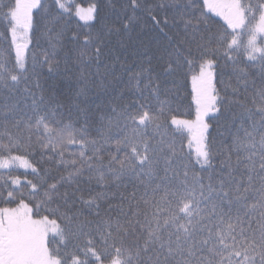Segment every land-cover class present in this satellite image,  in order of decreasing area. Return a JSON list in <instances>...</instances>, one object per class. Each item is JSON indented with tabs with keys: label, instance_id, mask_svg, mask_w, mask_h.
Listing matches in <instances>:
<instances>
[{
	"label": "snow or ice",
	"instance_id": "6c2138e0",
	"mask_svg": "<svg viewBox=\"0 0 264 264\" xmlns=\"http://www.w3.org/2000/svg\"><path fill=\"white\" fill-rule=\"evenodd\" d=\"M73 5L0 0V264H264V0Z\"/></svg>",
	"mask_w": 264,
	"mask_h": 264
},
{
	"label": "trees",
	"instance_id": "16d2710c",
	"mask_svg": "<svg viewBox=\"0 0 264 264\" xmlns=\"http://www.w3.org/2000/svg\"><path fill=\"white\" fill-rule=\"evenodd\" d=\"M93 2H95V0H74L73 11H75V4L80 5V7L83 9H87L88 6ZM47 3L49 4V6H51L52 0H47ZM210 15L214 23H218L219 25H222L224 23L222 18L216 17L215 14H210ZM77 20H78L77 17L73 18L74 26ZM79 23L83 24L84 22L79 21ZM84 30L86 31L87 29H84ZM4 31H5V26L4 24L0 23V49L7 48L10 42V37H5L3 35ZM41 31H43V25H41ZM32 40H33L32 44L29 45V55H31L32 53H39L45 48H47V42L43 38L39 40V46L36 45V36H33ZM224 71H225V75H224L225 81L231 80L232 79L230 75L231 70L225 69ZM44 72L45 73L47 72L46 67L44 69ZM54 82L57 85H59L60 83V78L57 77L55 74H52L50 76H47L46 78L41 79V83L44 84L46 88H50ZM217 87L220 88L222 86L220 84H217ZM181 96H182V103H180V105L174 110L173 114L178 119H181V120H195V104L192 101L191 74H189L188 77L184 79L182 83ZM208 122L210 124L209 132L211 133L209 139L213 142L214 149L219 148L220 142L222 139L224 140L225 143L230 142V139H231L230 137L225 138V137H221L218 134L217 122L211 121V120H209ZM219 132H223V128H219ZM91 135L96 136L95 130H92ZM188 135L189 134L187 133V131H185V136L187 137ZM184 143H185V147L187 150V139L184 140ZM194 147L195 145H193V149ZM37 159H39V157H37ZM43 167H48V165L44 164ZM20 171L23 172L24 170L21 169Z\"/></svg>",
	"mask_w": 264,
	"mask_h": 264
}]
</instances>
